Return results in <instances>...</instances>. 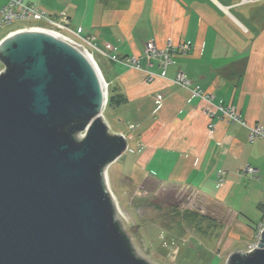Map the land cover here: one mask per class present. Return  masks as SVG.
Wrapping results in <instances>:
<instances>
[{"label":"crops","instance_id":"obj_1","mask_svg":"<svg viewBox=\"0 0 264 264\" xmlns=\"http://www.w3.org/2000/svg\"><path fill=\"white\" fill-rule=\"evenodd\" d=\"M25 1L50 14L65 12L73 27L83 26L98 47L118 57L139 55L150 41L159 48L169 39L190 42L167 77L155 62L152 81L143 70L104 59L105 76L127 96L121 107L133 119L134 132L115 130L133 142L120 157L123 174L136 185L150 177L190 186L236 214L261 211L264 136L251 141L250 127H264V0ZM180 71L215 103L236 106L246 125L209 117L208 103L173 83ZM159 92L164 99L157 105Z\"/></svg>","mask_w":264,"mask_h":264},{"label":"water","instance_id":"obj_2","mask_svg":"<svg viewBox=\"0 0 264 264\" xmlns=\"http://www.w3.org/2000/svg\"><path fill=\"white\" fill-rule=\"evenodd\" d=\"M0 61V264H151L116 220L105 169L128 140L96 63L39 30L3 38ZM227 264H264V229Z\"/></svg>","mask_w":264,"mask_h":264},{"label":"rangeland","instance_id":"obj_3","mask_svg":"<svg viewBox=\"0 0 264 264\" xmlns=\"http://www.w3.org/2000/svg\"><path fill=\"white\" fill-rule=\"evenodd\" d=\"M20 25L16 22L0 29V42L8 30ZM94 59L107 80L103 70L105 57L94 53ZM4 70L0 61V73ZM104 119L112 133H117V129L127 134L134 132L129 127L133 119L121 106L107 104ZM128 143L133 142L129 139ZM124 162L125 159L119 158L105 169V173H108L116 207V220L138 256L151 264H227L233 253H246L250 245L257 248L263 231L261 211L248 208L239 215L195 188L166 184L150 177L142 185H136L132 178L123 174ZM172 209L191 210L207 216L208 220L195 225L183 220L171 222L166 214Z\"/></svg>","mask_w":264,"mask_h":264},{"label":"built area","instance_id":"obj_4","mask_svg":"<svg viewBox=\"0 0 264 264\" xmlns=\"http://www.w3.org/2000/svg\"><path fill=\"white\" fill-rule=\"evenodd\" d=\"M19 22L20 26L10 29L6 32V36L12 35L19 31L25 30H39L50 32L61 38H64L79 48H81L98 66L94 59V53H99L110 61L121 63L130 68L143 70L147 73L149 81L154 80L156 73L152 70L155 62L159 63L162 78L167 77L168 67L174 64L176 55L179 51L188 52L191 49L190 42H183L175 45L172 39H169L166 46L159 48L154 41L146 44L144 51L139 55H130L125 57H118L112 52L102 50L95 43V38L84 34V27H73L69 16L65 12L58 14H50L41 9L34 3L26 2L25 0H0V29L9 27L12 24ZM147 62V67H144L143 62ZM105 87L109 96V82L105 79L100 67L98 66ZM175 85L187 89L192 94V97L200 99L210 107L207 109L209 117L221 116L229 122L246 125V122L241 117L238 108L234 105H225L223 103H215L214 96L204 91V89L194 80L188 78L183 72H179L177 77L173 80ZM164 99L163 93L159 92L155 96L157 105H160ZM134 128V126H132ZM210 134L214 133V124L209 125ZM264 136L263 126L250 127V140L253 141L257 137ZM247 171L254 173L253 167H247ZM223 182V180H221ZM262 230L264 229V220L261 221ZM262 233V231H261ZM260 233V234H261ZM256 246L250 245L248 252H252Z\"/></svg>","mask_w":264,"mask_h":264},{"label":"trees","instance_id":"obj_5","mask_svg":"<svg viewBox=\"0 0 264 264\" xmlns=\"http://www.w3.org/2000/svg\"><path fill=\"white\" fill-rule=\"evenodd\" d=\"M109 99H108V105L112 106H122L128 102L127 96L121 92L120 88L116 85H109ZM225 208H227L230 212H234L231 210L229 207L225 206L222 204ZM259 208L262 211L263 217L262 220H264V204L260 203ZM170 217V221L172 222L173 220L179 221L183 220L189 224L195 225L197 222H200L202 220H208L207 216L197 214L194 211L191 210H184V211H176L174 209L168 210L167 214ZM240 215V214H239ZM250 221V220H249ZM249 225V224H248ZM251 226V225H250ZM253 227V226H251ZM255 228V227H253Z\"/></svg>","mask_w":264,"mask_h":264},{"label":"bare ground","instance_id":"obj_6","mask_svg":"<svg viewBox=\"0 0 264 264\" xmlns=\"http://www.w3.org/2000/svg\"><path fill=\"white\" fill-rule=\"evenodd\" d=\"M105 177H106V180H107V183H108V173L107 172L105 173ZM108 185H109V183H108Z\"/></svg>","mask_w":264,"mask_h":264}]
</instances>
